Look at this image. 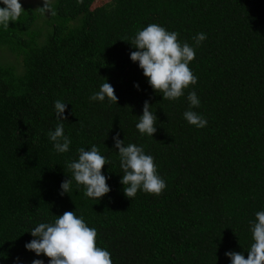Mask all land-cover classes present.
I'll list each match as a JSON object with an SVG mask.
<instances>
[{
	"label": "trees",
	"instance_id": "trees-1",
	"mask_svg": "<svg viewBox=\"0 0 264 264\" xmlns=\"http://www.w3.org/2000/svg\"><path fill=\"white\" fill-rule=\"evenodd\" d=\"M96 1L55 0L56 15L45 18L35 11L42 3L20 0L26 12L0 28V264H47L25 250L26 231L74 210L113 264H230L228 250L247 258L249 221L264 210V0ZM150 23L196 48L198 82L175 101L129 59L131 38ZM200 32L207 39L196 47ZM104 82L117 105L89 100ZM192 90L204 128L182 116ZM57 99L68 103L64 154L47 137ZM145 100L157 116L153 139L135 127ZM117 133L155 158L167 185L160 195H124ZM92 145L110 161L102 172L111 191L93 200L73 182L61 196L66 162Z\"/></svg>",
	"mask_w": 264,
	"mask_h": 264
},
{
	"label": "clouds",
	"instance_id": "clouds-1",
	"mask_svg": "<svg viewBox=\"0 0 264 264\" xmlns=\"http://www.w3.org/2000/svg\"><path fill=\"white\" fill-rule=\"evenodd\" d=\"M55 0H42V6L35 11L41 17L55 16ZM0 28L8 29L9 22H15L26 12L20 0H0ZM48 14V15H46ZM178 32L168 31L165 27L150 23L138 30L131 38V51L129 59L138 64L146 78L148 85L162 98L175 101L185 95L189 85H196L197 76L190 69L189 64L195 59L196 48L187 42L178 39ZM207 39L205 33H197L193 37L196 47ZM139 90V84L133 85ZM189 107L182 114L183 119L196 128L207 126V119L203 114L194 111L199 108L201 100L195 90L189 91L186 97ZM90 101L104 102L117 105L118 97L114 87L104 82L99 90L94 92ZM68 103L57 99L54 102V115L59 121L54 129L47 132L48 140L52 144L54 153L64 154L70 151L71 138L65 134L63 121ZM72 114V113H71ZM137 117V116H136ZM157 116L152 111V105L145 100L142 114L138 116L135 124L141 135L153 139L157 131ZM113 147L119 155V166L122 170L120 183L123 185L124 195L130 200L138 191L148 194L160 195L166 188L165 180L158 173L155 158L146 154L143 146L135 143H125L119 133L111 137ZM71 172L69 178L60 184L59 194H69L73 182L77 188H83L87 198L98 200L108 194L111 189L107 183L108 176L104 175L102 168L109 165L107 156L102 155L96 145L90 149L80 147L77 149L75 159L66 162ZM55 219L49 222H40L31 230V239L24 248L35 254L36 257L49 258L47 264H113L111 253L104 247L98 246L97 229L90 227L83 215L76 211H66L62 215H54ZM251 243L247 250V258L242 252L228 250L224 253L230 264H264V210L256 211L254 218L249 221ZM19 264V258H16ZM31 264H45L43 259H33Z\"/></svg>",
	"mask_w": 264,
	"mask_h": 264
},
{
	"label": "rangeland",
	"instance_id": "rangeland-1",
	"mask_svg": "<svg viewBox=\"0 0 264 264\" xmlns=\"http://www.w3.org/2000/svg\"><path fill=\"white\" fill-rule=\"evenodd\" d=\"M23 2H26V3H31V4H34V5H38L39 3H42L41 1L42 0H21ZM104 1H110V0H97L95 5H98L100 4L101 2H104Z\"/></svg>",
	"mask_w": 264,
	"mask_h": 264
}]
</instances>
